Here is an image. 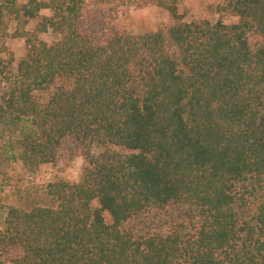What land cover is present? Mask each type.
I'll return each instance as SVG.
<instances>
[{"label": "trees", "instance_id": "trees-1", "mask_svg": "<svg viewBox=\"0 0 264 264\" xmlns=\"http://www.w3.org/2000/svg\"><path fill=\"white\" fill-rule=\"evenodd\" d=\"M127 1L167 22L129 33L114 13ZM213 12L186 21L178 0H0V123L22 127L14 157L27 173L84 162L77 181L6 206L0 264H264V0ZM12 38L23 41L14 74ZM170 205L194 213L190 235L124 227Z\"/></svg>", "mask_w": 264, "mask_h": 264}, {"label": "rangeland", "instance_id": "rangeland-1", "mask_svg": "<svg viewBox=\"0 0 264 264\" xmlns=\"http://www.w3.org/2000/svg\"><path fill=\"white\" fill-rule=\"evenodd\" d=\"M23 0H17L21 2ZM224 0H178V12L183 14L186 21L208 19L214 22L217 14L213 12L216 4ZM116 20L122 24L131 34H140L153 31L167 22V13L153 5H145L137 8L129 1L114 9ZM47 10H41L40 15H48ZM226 24L236 21L235 17L222 18ZM37 19H31L25 25L26 30H31ZM13 22L9 23L8 31L13 30ZM39 37L50 42L53 38L49 31ZM6 44L13 55V63L10 65L12 74L15 73L17 59L23 53V41L21 38L7 39ZM9 87V83L0 78V94ZM21 125L15 123H0V223L7 205H17L25 196H39L42 194L47 182L65 179L70 182L80 178L83 158L76 156L72 160H62L55 165L41 164L32 173H27L20 162L14 157L17 148L15 140L20 135ZM119 153L125 150L114 147ZM102 149L92 145L90 152L96 154ZM105 220L108 216L105 214ZM196 217L192 211L184 207L170 205L164 209H151L139 217L127 220L124 227L136 235L156 234L166 235L171 232L190 235L196 226ZM7 264V263H2Z\"/></svg>", "mask_w": 264, "mask_h": 264}]
</instances>
